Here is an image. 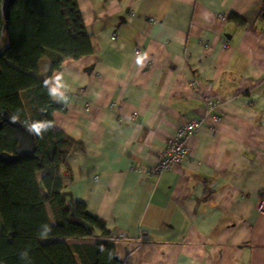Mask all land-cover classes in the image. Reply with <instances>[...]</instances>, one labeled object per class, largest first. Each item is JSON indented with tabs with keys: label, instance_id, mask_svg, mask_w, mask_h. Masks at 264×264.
Listing matches in <instances>:
<instances>
[{
	"label": "crops",
	"instance_id": "obj_1",
	"mask_svg": "<svg viewBox=\"0 0 264 264\" xmlns=\"http://www.w3.org/2000/svg\"><path fill=\"white\" fill-rule=\"evenodd\" d=\"M76 1L93 53L48 85L78 144L68 204L104 221L122 264H264V0ZM191 120L188 156L148 177Z\"/></svg>",
	"mask_w": 264,
	"mask_h": 264
},
{
	"label": "trees",
	"instance_id": "obj_2",
	"mask_svg": "<svg viewBox=\"0 0 264 264\" xmlns=\"http://www.w3.org/2000/svg\"><path fill=\"white\" fill-rule=\"evenodd\" d=\"M229 21L246 25L236 15ZM3 26L0 13V154L14 156L18 146L2 113L31 137L32 149L11 164L0 160V264H122L104 221L80 202L69 205L64 194L72 182L67 161L78 144L54 126V114L64 109L48 85L65 60L93 53L77 1L16 0L4 32Z\"/></svg>",
	"mask_w": 264,
	"mask_h": 264
},
{
	"label": "built area",
	"instance_id": "obj_3",
	"mask_svg": "<svg viewBox=\"0 0 264 264\" xmlns=\"http://www.w3.org/2000/svg\"><path fill=\"white\" fill-rule=\"evenodd\" d=\"M112 40H114V37ZM203 101L208 111L214 109L215 103L206 95L203 97ZM198 127V122L191 120L185 126L179 128L176 134L167 142L165 148L159 152L156 164L146 175L150 178H156L180 164L188 156L186 140L197 131ZM258 212L264 213V199L261 200L258 206ZM120 238L125 237L122 235ZM111 240L116 241L117 239L111 238Z\"/></svg>",
	"mask_w": 264,
	"mask_h": 264
},
{
	"label": "water",
	"instance_id": "obj_4",
	"mask_svg": "<svg viewBox=\"0 0 264 264\" xmlns=\"http://www.w3.org/2000/svg\"><path fill=\"white\" fill-rule=\"evenodd\" d=\"M16 0H2L0 4V13L2 17V21L4 22L3 31L7 28V22L10 16V9L15 3ZM1 121L3 123L8 124L9 126L15 129L14 138L18 143L16 155L11 156L8 154H0V160L4 161L7 164H11L13 162L18 161L20 157H26L30 153L32 149L31 145V137L23 132L22 127L19 123L12 120L6 113L1 114Z\"/></svg>",
	"mask_w": 264,
	"mask_h": 264
},
{
	"label": "rangeland",
	"instance_id": "obj_5",
	"mask_svg": "<svg viewBox=\"0 0 264 264\" xmlns=\"http://www.w3.org/2000/svg\"><path fill=\"white\" fill-rule=\"evenodd\" d=\"M22 99H23V103H24V105H26V101H25V98L22 96ZM26 108H27V106H26ZM47 212H48V214H49V216H50V218H51V214H50V210H49V208H47Z\"/></svg>",
	"mask_w": 264,
	"mask_h": 264
}]
</instances>
